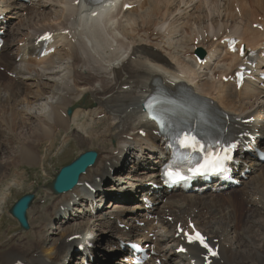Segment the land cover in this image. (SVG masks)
Here are the masks:
<instances>
[{
	"label": "bare ground",
	"instance_id": "6f19581e",
	"mask_svg": "<svg viewBox=\"0 0 264 264\" xmlns=\"http://www.w3.org/2000/svg\"><path fill=\"white\" fill-rule=\"evenodd\" d=\"M67 1L69 2L71 0H67ZM113 1H114L113 5L106 4L104 2L99 5H95V6L89 5L87 4V2H82L77 7L67 5L66 6L67 8L61 11V14L59 15V20H57V22H60L62 26H66L65 29L69 28L73 36H75L76 38V41L73 44L70 45L69 43L70 46H69L68 51H69L70 58L69 57L68 58L69 60L71 59V61L68 63V66H66L65 69L62 71L54 70L55 64L52 65L53 63L51 62L48 63L49 60H53V59L55 60V57L53 54L41 60L42 64L46 63V65L44 66L42 65L41 70H38L35 72L28 71L30 70L31 67L27 68L26 64H24V62L26 61L25 57H23L21 61L19 62L17 60V56L13 58L11 55V47L14 44L15 39L8 40V41L6 39V43L4 45V52L1 54V57H0V62H2L3 66H5L6 72L16 74L15 78H8L6 75V72L0 71V120H1L0 137L6 133V135H9L13 141H19L20 135H17L15 132L17 129L23 128V127L24 128L26 127V130L28 132L32 131L31 137H33L32 138L33 140L29 138L31 142L29 140L19 142L18 149L15 148L14 150V152L17 154L15 155L12 154V156H14V160H13L14 165L20 162H25L28 164H38V163L40 164V162L42 163L43 160L47 159L46 157L42 158L41 157L42 155H40L41 153L44 154L43 146L45 147L47 146V151L53 148V143L56 141L57 135L60 134V130L61 129L67 130L69 128V125L71 123L69 120H71V118H68L67 116L65 117L63 115V112L65 111L66 108L71 106L73 102L76 101L75 100L76 98H78L77 100L79 101V98L81 99L83 97L81 99V102H84L85 106L90 107V110L88 111L89 115L94 116V114L96 113H98L97 115L104 113L106 117H109V119L115 120L114 126L111 124L105 125L101 121L92 123V126L91 127L89 126L90 129L88 130V132L89 133L95 132V135L91 134L92 136L87 137L83 134H80L79 136L77 135L75 136L79 141L90 140L92 142H95L96 137L98 138L107 137L108 138V136H111L112 138H116L119 140L120 145L118 148H115L111 151L118 150L119 155H115L114 153L110 151H108L109 153L106 156H103L100 153L96 164L93 167H90L87 170V172L81 177L80 186H77L73 191L69 193L61 195V197L63 198V201L66 202L67 204H69L72 200L75 199L74 196L81 195L82 193L87 192L86 189L83 187L85 182H89L93 186V189L95 190V192L94 193L92 192V195H97L102 190L103 182L105 180L110 181L111 184L108 187H106V190H105L106 193H104V196L114 195L115 197L120 196V194L123 193L124 191L128 192L127 191L128 189H130V192L137 193L141 183L148 184L150 182H157L159 170L157 169L156 172H151V169H153L154 166H152L153 165V163L151 162L152 156L149 154L150 152H147L148 150L147 147H146V151H143L141 149V153L144 155L146 154V158L142 159L140 163L135 164L136 166L143 165L149 168L148 171L146 170L140 171L139 174H142L141 178L130 177L131 175L130 171L124 173L125 174L124 178H120V179H118L120 175L116 177V174H115L114 177L117 178V181L114 184L113 180H111V177L113 176L111 175L110 169L111 171L113 170L117 171L116 172L117 174H121V172H124L125 160H127V154H128L127 152L129 149H131V144H132V142L128 140L127 136L131 135L132 130H136V134H137L136 139L140 137L138 133L139 130L142 129L147 132L146 138L148 142L152 143V150H153L152 153L154 155H156L157 154L156 151L160 150L162 147L160 143L161 137L153 134V131L157 130L156 126L151 121L146 119L147 115L143 113L142 102H143V99L153 91L154 82L161 81L162 83H164V85L169 90H172V91L175 90L177 87H174L172 86L171 83L167 82L166 77L160 71L153 70L150 64L155 65L161 69H166V70L172 69L170 73L173 75L172 76L173 78H180V75L176 73H181L183 71H184L183 73L185 72L187 73L188 69L191 66V64H187V63L185 65L182 64L183 65L182 66L178 60L176 61L177 63H174L172 59L171 60H169L170 58L167 59V57H165L166 55H159L153 50H149L147 46L142 44V42H138L137 44L135 43L136 44L135 46L133 45L134 47L132 46L133 49L130 53V57L132 58L126 59L128 56L125 54L126 55V57L124 56V58L126 59L125 61L123 57L122 58L120 57L121 55L119 53L121 49L123 48V45L121 44L120 46L118 45L119 47L115 48L112 51V54H110V57L108 55L109 60L107 63L108 65H110L112 62H115L114 60L117 59L120 61V62H117L119 66H108L104 68V64L101 60L102 50L106 45L110 44L109 43L111 41L110 35L112 36V34L109 35L108 32L114 28V27L112 28V26L115 24V22H117L114 19V14L117 11H119L120 13H125L126 15H129L130 20L131 19L133 20L131 22L135 25L138 24L136 27L135 26L130 27L131 28L130 31H132L130 34L132 35L133 38H136V40L137 38H139V36L145 35L146 37L147 34L144 33L142 35V34L137 33L135 35L136 33L135 31L137 32L152 31L153 33H155L159 27L163 28L161 25H159V23H162L163 21H165L164 19L167 14L174 15L175 13L178 12L177 10L176 11L173 10L172 6H170L173 0H146L145 2H143V5H142L143 7H141V5L139 4V7H141V10H142L140 11V14L142 12V15L143 14L145 15V17L140 15V17H142L141 18L142 21L140 20L141 21L140 22L137 18H134L132 16L135 12V8L127 12H124L123 10V5L125 4V2L131 3L135 1L133 0H113ZM232 1L233 0H222V1L203 0V1H200L201 2L200 4L195 5L194 1L180 0L181 4L182 2L189 4V5L190 3L191 5L193 4L194 7L197 8L196 9L197 11H199L202 7H206L207 9H210L211 13L208 14L210 16H212V14L214 13L213 10L219 11L224 8L225 11L228 10L226 14L229 13L227 14L229 15L227 20H231V21H227V23L229 22L234 23L236 21L235 24H237L238 22L235 19L234 7L232 4ZM234 2H235V6L240 5L241 11L243 13H244V10L245 11L247 9L250 10L249 15L251 14L250 17L252 18H257L258 15L260 16L264 15V0H250V1L249 0H234ZM181 4L179 6H181ZM87 8L90 10L89 11L90 13L83 14V10H86ZM177 8H178V5L176 9ZM95 10L97 11V15L93 16L92 12ZM179 10L181 11V9ZM246 12L248 13V11ZM246 12L244 13L245 17L249 16ZM158 14H159L158 18H161V17L163 18L159 20L157 19L155 22L153 21L154 22L153 24H150L152 23V21H149V19L151 18L153 19ZM190 16L192 15L190 14ZM10 18H12V16ZM45 18H47V16L43 17V19ZM218 21L219 20L217 19H214V18L212 19L213 25H218L220 27V31L215 33L214 36H217L222 32L221 31L222 25H220V22H226V21L221 20L218 23ZM243 24L245 25L244 26L245 29L244 31H242L244 35L243 36L244 41L247 40L250 45L260 44V42L264 38V34L259 30L253 29L250 24L248 25V23H243ZM201 25L199 24L198 26H201ZM45 26L41 28H35L36 27L35 26L34 27L35 29H32V30H35V33H33L34 35L31 33L33 35L31 37L32 42L34 38H36V35H37L36 33L39 34L45 31L44 29ZM50 26L51 25L49 24V27ZM185 26L186 25L184 24V28L187 27ZM202 26L201 28H203ZM227 27L231 28L232 26H227ZM126 29H127V26L125 27V30ZM212 30H214V27L212 28ZM17 32H18V29H17ZM10 33L13 35L12 31H10ZM127 33H124V34H127ZM29 34L30 33L28 34L24 33L23 38H20L21 36L19 35H22V34H20V32L18 33V36L20 38V39L18 38V40L20 42L23 41L25 45L22 48L19 47L17 55L19 54L26 55L28 47L31 46L30 44H27L29 41L27 42V40H25V36ZM121 34L123 33L121 32ZM157 34H160V35L158 37H155L150 34V37L148 38V40L149 39L158 40V38L164 37L165 35V34L162 35L160 30H158ZM192 34L194 35V32ZM229 34L238 35L237 32L235 31L230 32ZM183 36L184 38L181 39V44L184 46L182 45H179V46H181V48L183 47L184 49H186L187 47L185 46L186 44H188L186 43L188 41L187 38H190L192 36L191 34L190 36H187V35H183ZM197 36L198 35H195L194 37H197ZM55 37H56V43L54 44L55 46H58L59 42L63 41L66 38L64 34H57ZM194 37H193V40H194ZM113 39L115 38L113 37ZM64 42L66 43V41ZM115 42L117 41L114 40L113 43ZM122 43L124 44L125 42H122ZM111 45H113L112 42L110 46ZM176 47H174V49ZM192 52L193 50L191 51V53ZM133 56H135V58L139 59L140 61H138V63H134L135 59H133ZM223 61H224V65H222V67H225V68L228 67L227 69H229L233 67L234 63L238 61V58L234 55L226 54L223 57ZM84 68L88 70L91 69V70L89 72L87 71L88 73L85 74L83 71ZM196 68L197 67H195V69ZM108 70L111 71L110 72L111 75L110 74L108 75L110 76L114 75V77H112L114 79L111 81L107 80L106 79L107 77H105V75H107L108 73L107 72ZM64 71H66L65 74H62ZM192 72H193V76H195L194 71H191V73ZM44 76H46V79L48 82L42 81V83L37 84L38 90L36 88L35 90L37 91L36 92L33 91L32 87L34 85L31 84V82L28 83L29 80L32 81V79H36V78L40 79ZM193 79H197L196 76L195 78L193 77ZM188 80L190 82L192 81L189 78ZM208 83H203L202 85H200V88L199 87L198 88L200 89V91H202L205 94L213 95L214 93L211 92V88L214 85L208 84ZM97 84L98 86L100 84V86L97 87L96 86ZM125 85H128L130 89L124 90L123 88ZM243 91H244L243 96L247 100L249 99L248 101H250L251 99L257 100L258 98L261 97L259 96L260 92H258V89L253 88L249 85H246L243 88ZM46 94L48 95L47 98L45 97ZM217 94L218 95L216 96L219 97L223 105H225L230 110L237 111L236 108L238 107V105L241 104V102H239L236 98L237 93H236L235 88H234L233 94L230 90H227L224 88H221ZM45 99H46L45 106L43 105V107H45V112L42 117L41 116L39 117L40 119L39 123L32 122L30 124L29 123L27 124V120H30L31 114L30 115L27 114L28 116L26 117L24 116L23 109L25 108V106H28L32 103L35 104V102H37L40 105L41 100H45ZM95 103H97L98 105L97 108H94ZM21 106L22 108H19ZM241 109L243 110L242 107ZM19 110H21V112H19ZM260 112H261V106H258L256 109H254L249 114H247L245 118H249L251 116L256 117L257 120L253 123L252 127L253 129H261L264 134V116L261 118H258ZM78 113H79L78 111L75 112L74 118L78 115ZM92 120L93 119H91L90 122H92ZM8 127L10 131H13V135L9 131H7ZM113 127L115 130H117L116 135L112 134L111 132V130H113L112 129ZM102 128H104L105 130L100 131V129ZM23 132L26 133L25 130H23ZM64 138L67 139L68 136H64ZM45 142L46 143L50 142V143L45 144ZM73 142H72V145H73ZM100 145H102V143ZM105 146L106 148L110 147L108 143H106ZM157 158L155 157V160ZM157 160H159L160 162L159 158ZM43 164L46 165L45 161ZM263 168H264V165L257 164V170L254 172L257 175L256 181L254 182L246 181L245 187L241 189L240 191H238L237 193H231L229 195H226L223 199L219 198L217 201L215 200L214 197H206L207 196L206 195L203 198V206L198 214H195V211L191 210L188 207L184 199L174 200V198H172L165 205L161 206V210L162 212H164L165 208L170 209L172 211L173 216L178 221H187L186 216L194 215L196 221L203 228V230L208 234V236L212 240L218 239V243L220 244L221 257L219 259L214 260L212 264H264V198L262 200L261 198H252L251 195L247 198H242L246 194V192L249 191V189H252V188L260 189L261 185L263 186L262 191H264V169ZM0 174H2L1 171H0ZM98 179H100L101 181L98 182ZM258 180L262 181L261 185H259ZM125 182H128L131 185H135L136 186L135 190L133 191L132 187L129 188L125 186ZM150 186H151V183L149 187H147L144 193L148 191H152V188ZM92 195H89L90 198L86 199L88 206H91L94 203L93 198H91ZM183 197L188 198L186 195H183ZM120 198L122 200H130V199L135 200V197L131 198L130 195L127 197L121 196ZM116 199L118 200V198ZM244 202L246 205H245V209L242 210L241 206L242 204H244ZM223 204L234 205L235 211L232 214H228L225 216L219 215L217 211L222 207ZM116 205H118V203H116ZM112 206H114V204H112ZM142 206L143 205L141 204H136V205H132L129 207H123L124 209L119 207L117 209H120V210L116 211L115 213H110L111 216H106L104 214L100 215L96 219L98 221V224L101 226L100 231H97L94 229L95 222H93V219L87 218V221H82L79 218V219H75L76 221L74 223L67 225L66 227L62 226L61 230L58 231L56 233V236L54 237L52 236L50 237L47 233L44 232L45 230H43L42 228L41 230L43 231H40V232L37 231L33 233L27 232V234L24 233L26 240L28 239L27 242L24 241L25 243H23L19 239H18L19 241L17 242L14 240L15 239L14 238L13 240L15 241V243H13L12 245L5 246L6 244L4 242H2L4 244H0V264H78L77 262L72 263V259H69V257L73 255V250L75 246H77V244H83V243L87 244L89 241H92L94 243L97 242V248L105 251L106 249L105 247L100 245V241L107 242L109 240L116 239L118 237L123 236L122 233H118L117 220L125 221L129 217H132V218L136 217L133 214V210H136L139 212L142 210ZM92 209H94V207H92ZM92 209L87 207L86 210H83V211L80 210L79 212L84 214L88 211V213H91ZM205 209L208 210L207 213H204ZM112 215H114L113 217L114 220L111 219ZM141 216H144V214H141ZM44 217H47V216H44ZM54 217H55V214H52L51 219H53ZM71 218L72 216L70 215V219ZM47 219L49 220V218ZM113 221L116 222V226L114 225ZM160 221L162 224L165 223L164 222L165 218L160 217ZM238 221L240 222L239 228L236 227V224L238 223ZM45 222L47 223V221ZM165 228L167 229L168 243L169 244L176 243V245L172 248H170L171 245L170 246L168 245L167 247H165V250L168 251L171 254V256H173L174 258L179 259L175 264H189V262L185 259L183 255H175L174 253L175 249L179 246V243H180V240L175 239L174 237L175 230L171 231L170 223H167ZM137 231L138 230H136V233ZM74 235H79L81 237L78 239H75V238L71 239V237ZM25 237L23 236L24 239ZM162 240L164 241L163 238ZM191 248H192L191 252L194 254L195 258H199V255L200 253H202V251L194 247H191ZM98 257H100L99 254H98ZM118 260H121V259H118ZM97 263L104 264V262L102 261H98ZM199 264H203L202 261H200Z\"/></svg>",
	"mask_w": 264,
	"mask_h": 264
},
{
	"label": "rangeland",
	"instance_id": "374dc122",
	"mask_svg": "<svg viewBox=\"0 0 264 264\" xmlns=\"http://www.w3.org/2000/svg\"><path fill=\"white\" fill-rule=\"evenodd\" d=\"M175 1V2H174ZM250 1V0H249ZM72 0L71 1H67V0H35V3L33 4V5H31V6H29V7H25L24 8V10H22V12H21V14H23V20L20 22H18V21H16V20H14L13 21V24H12V29H13V31H15L14 33L16 34V33H18L19 31H20V34H22V35H19V36H21L20 38H23V35H24V33H26V34H28V33H30V35H31V33L33 34L34 32H32V31H34V30H32V29H35V28H41V27H44L45 25V28L44 29H46V28H52V27H55V26H57L58 25V23L59 22H57V20H59V15L61 14V11L63 10V9H65V8H67L66 6L67 5H69V6H74V7H77V6H75V5H72ZM237 2V1H236ZM176 4V6H175V4ZM239 3V2H238ZM172 4V5H171ZM170 4V6H172V9L173 10H177L178 12L177 13H172V14H174V15H171V14H167L166 16H165V21H163L162 23H159V25H161L163 28H158L157 29V31L156 32H158V30H160V32L162 33V35H164V37H161V38H158V40H148V38L150 37L149 36V34H148V32L152 35V36H154V34H153V32L152 31H147V32H144V31H140V32H137V31H135L136 33H135V35L137 34V33H139V34H147L146 35V37H147V39H146V37H145V35H143V36H139V38H137V40H136V38H133L132 37V35L130 34L132 31H130L131 30V28L130 27H136L137 25H135V24H133L131 21H133L132 19L130 20V16L129 15H126V14H119L120 12L119 11H117L118 12V14H117V12L115 13V14H117V15H115L114 14V19L117 21V22H115V24L112 26V28L113 29H111L109 32H108V30H107V32H108V34L110 35V34H112V36L110 35V37H111V41L109 42L110 44H111V42H112V44H113V41L114 40H116V41H119V42H125L124 44V46H125V48H124V50H122L121 52H119L120 53V57L122 58H124V56L126 57V55L128 56L126 59H128V58H132V57H130V52H131V49H132V46L134 45H136L138 42H142V44L143 45H145V46H147V48L148 49H151L152 50V48L154 49L155 47H157V46H159L157 49H159L160 51H161V53L163 54V55H166L165 57H167V59L168 58H170L169 60H173V62L174 63H177L176 61L178 60L179 61V63L182 65H185L186 63L187 64H190L191 62H189V61H191V59H192V57H190V56H187V54L185 53V55H184V53H183V50L184 49H182L181 48V46H179V45H182L181 44V39H183L184 38V36L183 35H187V36H190L189 34H190V32H191V34H192V32H194V33H196L195 31L197 30L196 28L198 27V25L199 24H202V25H204V26H202L203 28H208L210 25H211V27L213 28L214 27V30H212V28H210V30L212 31V33H217L218 31H220V27L218 26V25H213V23H212V19L214 18V19H217V20H219V21H221V20H223V21H226V22H223V25H222V27H227V26H230V22L229 23H227V21H231V20H225V19H228V17H229V15H227V14H229V13H227L226 14V12L228 11H225L224 10V8L223 9H221V10H213V14H212V16H210V15H208L209 13H211L210 12V9H207L206 7H202L199 11H200V13H199V11H197L196 9L197 8H195L194 7V5L192 6L191 5V3H190V5L189 4H186V3H183L182 2V4H181V2H180V0H173L172 1V3ZM181 4V6H179ZM232 4H233V7H234V15H235V19L237 20V22H241L240 23V26L238 27V29L239 28H241V30L242 31H244V29H245V25L243 24V23H248V25L249 24H251L252 22H254V21H256V19L254 18H251L250 17V15H249V11L250 10H246V11H248V13L244 10V13L246 12L249 16H244V13H243V16H239V15H237L236 13H235V9H236V7L237 6H235V2H234V0L232 1ZM250 4V3H249ZM174 5V6H173ZM177 5H178V8L176 9V7H177ZM200 6V5H199ZM239 7H240V5H239ZM141 9V8H140ZM179 9H181V11L179 10ZM190 9V10H189ZM241 9V8H240ZM196 10V11H195ZM203 10H205V11H203ZM237 10V9H236ZM164 12V11H163ZM162 12V13H163ZM180 12H182V13H180ZM203 14H202V13ZM180 13V14H179ZM178 14V15H177ZM190 14L192 15V16H190ZM34 15V16H33ZM40 15V16H39ZM140 15H142V12H141V14H140V12L139 13H134L132 16L134 17V18H137L139 21L141 20L142 21V17H140ZM162 15V14H161ZM171 17H169V16ZM44 16H47V18H45V19H43V17ZM142 16H144L145 17V15L143 14ZM158 16H159V14L156 16V17H154L153 19L151 18V19H149V21H152V23H150V24H153L157 19L159 20V19H162L163 17H161V18H158ZM176 16V17H175ZM247 17H248V19H247ZM40 18V19H39ZM42 18V19H41ZM178 18H180V19H178ZM184 18V19H183ZM191 18V19H190ZM246 20H245V19ZM187 19V20H186ZM210 19H211V21H210ZM221 19V20H220ZM130 20V21H129ZM180 20H181V22H180ZM140 21V22H141ZM154 21V22H153ZM185 21V22H184ZM187 21V22H186ZM189 21V22H188ZM198 21V22H197ZM202 21V22H201ZM219 21H218V23H219ZM243 21V22H242ZM16 22V23H15ZM23 22V23H22ZM132 25H131V24ZM193 23V24H192ZM196 23V24H195ZM236 23V21L233 23L234 25H236L235 24ZM18 24V25H17ZM48 24V25H47ZM49 24L51 25L50 27H49ZM118 24V25H117ZM124 24V25H123ZM129 24H130V26H129ZM184 24L188 27H186V28H184ZM232 24V28H233V25ZM52 25H54V26H52ZM189 25H191V26H189ZM193 25V26H192ZM36 26V27H35ZM38 26V27H37ZM120 26H122V27H120ZM127 26V29L125 30V27ZM183 26V27H182ZM35 27V28H34ZM119 27V28H118ZM222 27H221V31H222ZM247 27V26H246ZM230 28V27H229ZM17 29H18V32H17ZM119 31H118V30ZM122 31H121V30ZM161 29H162V31H161ZM194 29V30H193ZM217 29V30H216ZM123 30H125V31H123ZM167 30H168V32H167ZM30 31V32H29ZM115 31V32H114ZM175 31H177V32H175ZM112 32V33H111ZM121 32L124 34V33H127V34H121ZM155 32V33H156ZM171 32V33H170ZM174 32V33H173ZM170 33V34H169ZM174 35H173V34ZM130 35V36H129ZM160 35V34H159ZM158 35V36H159ZM10 36H12V34L10 33ZM19 36L18 35H16V40H18V38H19ZM126 36V37H125ZM131 37V38H129V37ZM113 37L115 38V39H113ZM118 37V38H117ZM156 37V36H155ZM166 37V38H165ZM19 38V39H20ZM120 38V39H119ZM193 37H190V38H187V42L186 43H188V44H186V47H191V43H192V39ZM186 39V38H185ZM185 39H184V41H185ZM9 40V39H8ZM136 40V41H135ZM65 41V40H64ZM64 41H62V43H61V46L59 47V49H58V52H56L55 53V55L57 56H55V60L53 59V60H51L50 62L51 63H53L52 65H54L55 64V69L54 70H57V71H62V70H64L65 69V67L66 66H68V63L71 61V59L69 60V58H70V55H69V46L71 45H69V43H65ZM128 41V42H127ZM134 41V42H133ZM178 41V42H177ZM180 42V43H179ZM127 43V44H126ZM136 43V44H135ZM172 43V44H171ZM179 43V44H178ZM63 44V45H62ZM110 44H108V45H106L104 48H103V50H102V55L104 56V58L105 59H108V53L110 52ZM170 44V45H169ZM169 45V46H168ZM177 47H176V46ZM209 45V44H208ZM208 45H206L205 46V44L203 45V47H205V48H207L208 49ZM215 45V44H214ZM113 46V45H112ZM119 46H120V44H119ZM155 46V47H154ZM108 47V48H107ZM174 47H176L175 49H174ZM127 48V49H126ZM129 48V49H128ZM162 48V49H161ZM179 48H180V50H179ZM12 50H14V49H12ZM130 50V51H129ZM175 50V51H174ZM177 50V51H176ZM104 51V52H103ZM116 51V50H115ZM128 51V52H127ZM185 51V50H184ZM156 52V51H155ZM103 53H105V54H103ZM110 54H112V52L110 53ZM123 54V55H122ZM126 54V55H125ZM99 55V54H98ZM106 55V56H105ZM110 56V55H109ZM69 57V58H68ZM107 57V58H106ZM68 58V59H67ZM179 58V59H178ZM125 58H124V61L126 60ZM134 59V58H133ZM184 59H185V61H184ZM181 60V61H180ZM53 61V62H52ZM119 61V60H118ZM138 61H140L139 59H137V58H135V60H134V63H138ZM49 62V63H50ZM120 62V61H119ZM183 62V63H182ZM41 62H39V64H40ZM66 63V64H65ZM112 63H115V62H112ZM39 64H35V63H33V62H30V63H28V64H26V66H27V68H29V67H31V68H33V69H31L30 68V70L29 71H32V72H35V71H38V70H41L42 69V65H39ZM64 64V65H63ZM46 65V64H45ZM182 65V66H183ZM34 66V67H33ZM44 66V65H43ZM154 68V67H153ZM192 70H191V69ZM189 68V72H190V75H192L193 76V72L191 73V71H194V75L196 76V78L197 79H195V80H197V82L198 81H207V82H209V81H211V79H212V74H213V69L215 68V63H213V64H211L210 65V67L209 68H206L205 67V69H203L202 70V68H200V67H197L196 69H195V67L194 66H192V67H190ZM155 69V68H154ZM91 70V69H90ZM90 70H88V69H86V68H84L83 69V71H84V73L85 74H87ZM88 71V72H87ZM65 72L66 71H64L62 74H65ZM108 74H110L111 75V73H107V75H105V77H107L106 79L107 80H113L114 78H112V77H114V75L113 76H110V75H108ZM197 74V75H196ZM191 76V77H192ZM195 76H193L194 78H195ZM199 78H198V77ZM193 77H192V79H193ZM108 78H110V79H108ZM42 81H47V79H46V76H44V77H42V78H36V79H32V81L31 80H29V82L28 83H30L31 82V84H33L34 86L32 87V89H33V91H37L38 90V86H37V84H39V83H42ZM35 82V83H34ZM48 82V81H47ZM210 84H212V85H214L213 86V88H215V84L214 83H212V82H209ZM97 87H99L100 86V84H99V86H98V84L96 85ZM37 88V90H35ZM262 95V93H260V95L259 96H261ZM45 97L47 98L48 97V95L46 94L45 95ZM236 97H237V100L239 101V102H241V104L240 105H238V107H237V109H241V107L243 108V106L244 107H246V105H248V106H251V103H248L249 101L246 99V98H244L245 99V101H244V99H242V95H239V96H237L236 95ZM244 97V96H243ZM76 98V97H75ZM83 98V97H82ZM81 98V99H82ZM78 98H76L75 100L77 101H75V102H73V106L75 105V107H78L77 105H79V108H77L75 111H74V114H73V116H72V118H71V120H69L71 123H70V125H69V128L66 130V129H62L61 131H60V134L59 135H57V138H56V143L54 142L53 143V148H51L50 150H48L47 151V146L45 147V146H43V152H44V154L42 153L41 155V157L42 158H44V157H46L47 159L46 160H43V162L41 163L40 162V164L38 163V164H28V163H25V162H20V163H18V164H15L14 165V163H13V160H14V156H12V154L13 155H15V154H17V153H15L14 152V150H15V148H17L18 149V145H19V142L20 141H25V140H29L30 142H31V140H33L32 138L33 137H31L32 136V131H30V132H28L27 130H26V127L24 128H19V129H17L16 130V134L17 135H20V138H19V141H13L11 138H10V136L9 135H6V133L5 134H3V136H1L0 137V142H1V144H0V171H1V173L2 174H0V244H6L5 246H9V245H12L13 243H15V241H19V240H21L23 243H25V242H27V240H26V237H25V234L24 233H26L27 234V232L28 233H30V232H37V231H43V230H45L44 232L45 233H47L50 237L52 236V237H54V236H56V233L58 232V231H60L61 230V228H62V226L63 227H66L67 225H70V224H72V223H74L76 220V218L75 219H71L70 221H68L67 223L66 222H64V223H62L61 224V221H63V220H67V219H65V217L67 216V214L66 213H62V212H59L58 213V216L56 217V219H55V217L53 218V219H51V217H52V214H53V212H55L56 210H57V206L60 204V202H62V199L63 198H61V197H55L54 195H53V193L51 192V190L49 189V186H48V184H49V182L50 181H52L53 180V178H54V176H55V174L58 172V170L62 167V166H64V165H66V164H68V163H70L72 160H74L78 155H80L81 153H83V152H85V151H88V150H95V151H99V153H103V154H105V156L109 153L108 151H110L111 152V150H113V149H115V148H118L119 147V145H120V143H119V140L118 139H116V138H112L111 136H108V138L107 137H103V138H98V137H96V140H95V142H92V141H90V140H88V141H79L75 136L77 135V136H79L80 134H83V135H85V136H92V135H95V132H92V133H89L88 132V130L90 129V127L92 126V123H95V122H97V121H101V122H103V124H105V125H115L114 123V121L115 120H113V119H109V117H103V115H104V113H102V114H99V115H97V114H94V116L93 115H89V113H88V111L90 110V107L89 106H85L84 105V102H81V99L79 98V101L77 100ZM263 100L260 102V103H263V101H264V97L262 98ZM245 103V105H244V103ZM45 102H46V99L45 100H41V104L39 105L37 102H35V104L34 103H32V104H30V105H28V106H25V108L23 109V113H24V116L26 117V116H28L27 114H31V117H30V120H27V124L29 123H32V122H34V123H39V121H40V119H39V117L41 116H43L44 115V112H45V107H43V105L45 106ZM37 103V104H36ZM247 103V104H246ZM95 107L96 106H98L97 105V103H95V105H94ZM255 106V105H254ZM89 109H88V108ZM19 108H22V106L21 107H19ZM248 108H250V107H247V110H248ZM76 111H78L79 113H78V115L74 118V115H75V112ZM81 111V112H80ZM130 111V110H129ZM263 111H264V107H263ZM19 112H21V110H19ZM88 113V114H87ZM90 114H92V113H90ZM89 116V117H88ZM92 117V118H91ZM95 117V118H94ZM6 118V117H5ZM85 118H87V119H85ZM108 118V119H107ZM85 119V120H84ZM91 119H93L92 120V122H90L91 121ZM82 120H83V122H82ZM90 122V123H89ZM112 122V123H111ZM0 123H1V120H0ZM86 123V124H85ZM91 124V125H90ZM90 126V127H89ZM10 127V126H9ZM9 127H8V130L7 131H9L12 135H13V131H10V129H9ZM86 127V128H85ZM88 127V128H87ZM113 130H111V132H112V134H117V130H115L114 129V127L112 128ZM23 130H25L26 131V133L25 132H23ZM105 129L104 128H102V129H100V131H104ZM93 131V130H92ZM72 134L73 136V138H71L70 140L68 139L67 141H64V139L62 138V137H64V135H66L67 134V136H69V134ZM85 134H84V133ZM92 134V135H91ZM133 134V135H132ZM24 136V137H23ZM62 136V137H61ZM127 137H129V139L128 140H132V139H134L135 140V143L131 146V149L127 152L128 154H127V156H128V158H127V169H125L124 170V172H121V174H117L116 173V177L118 176V175H120V177L118 178V179H120V178H124V176H125V174L124 173H126L127 171H130L131 172V175H130V177H137V178H141L142 177V174H139L140 173V171L142 170V169H139V168H141V167H143V171H148V169L149 168H147V167H145V166H143V165H141V166H136L135 164H138V163H140L141 162V159H137V158H140L142 155L141 154H137V150H138V146H139V144L140 143H142L143 141H139V142H136V130H132V132H131V135H129V136H127ZM31 140H30V139ZM62 139V140H61ZM112 139V140H111ZM105 140H107V141H105ZM28 141V142H29ZM74 141V142H73ZM99 141V142H98ZM72 142H73V145H72ZM102 143V145H100L101 143ZM108 143L109 144V146L110 147H108V148H106V146H105V144L106 143ZM48 143H50V142H45V144H48ZM98 143V144H97ZM111 143V144H110ZM147 143L148 142H145V144L143 145L144 147H147L148 145H147ZM44 144V145H45ZM79 144V145H78ZM113 144V145H112ZM135 144H137V146H135ZM3 145V146H2ZM5 145V146H4ZM56 145V146H55ZM117 145V146H116ZM70 146V147H69ZM114 148H113V147ZM9 147V148H8ZM102 147V148H101ZM56 148V149H55ZM69 148V149H68ZM111 148V149H110ZM9 149V150H8ZM54 149V150H53ZM75 149V150H74ZM100 149V150H99ZM102 149H104V150H102ZM148 149V148H147ZM2 150V151H1ZM101 151V152H100ZM10 152V153H9ZM105 152V153H104ZM118 151H116L115 152V150H114V153H117ZM149 152V151H148ZM47 153V154H46ZM151 153V152H150ZM67 154H68V156H67ZM47 155V156H46ZM63 155V156H62ZM65 155V156H64ZM117 155H119V153L117 154ZM56 156V157H55ZM62 156V157H61ZM135 156V157H134ZM153 157V156H152ZM151 157V158H152ZM55 158V159H54ZM157 158V157H156ZM52 159V160H51ZM138 161H137V160ZM158 159V158H157ZM155 160V157L154 158H152V160H155L157 163H158V161L159 160ZM49 160V161H48ZM55 162H54V161ZM132 160H134L133 161V163L131 162ZM8 163H7V162ZM44 161H45V163H46V165H44L43 163H44ZM151 162H153V161H151ZM2 163H3V165H2ZM7 163V164H6ZM4 164H5V166H4ZM154 165H155V163H153ZM2 165V166H1ZM33 165V166H32ZM45 166V168H44V166ZM6 168H4V167ZM39 166V167H38ZM134 168H136V170L137 171H134ZM3 169H5V170H3ZM40 169V170H39ZM127 170V171H126ZM156 170H157V167H154L153 169H151V172H156ZM3 171V172H2ZM115 171V170H114ZM110 172H111V174H112V171H111V169H110ZM19 175V176H18ZM114 177V176H113ZM111 177V180H113V181H117V178L116 177ZM101 180L100 179H98V182H100ZM135 181H137V180H135ZM2 182V183H1ZM118 182H119V180H118ZM144 182V181H143ZM108 184H111V182H108ZM108 184H106V186L108 185ZM143 184L144 183H141V185H140V187L141 188H143L142 186H143ZM4 185V186H3ZM6 185V186H5ZM9 186V187H8ZM125 186H127V187H132V190L134 191L135 190V188H136V186L135 185H131L130 183H128V182H125ZM139 187V192H138V195H137V202H139L140 201V195H141V192L143 191V190H140L141 188ZM7 188V189H6ZM2 192V193H1ZM29 192H34V193H36V197H37V201L35 202V204L33 205V209H31L30 210V212H29V221H30V226H31V228H30V230H28V231H23L22 229H21V227H20V225H19V223L17 222V220L16 219H14L12 216H11V214H10V209H11V207H12V205L21 197V196H23L24 194H26V193H29ZM130 193V192H129ZM5 194V195H4ZM99 194V193H98ZM97 194V195H98ZM127 196V195H126ZM115 198H118V200H115ZM119 198H120V196H117V197H115L114 196V198H105V199H107V201H109L108 203H107V205H109V206H111V208L110 207H107L106 206V208H104L103 209V211L102 212H104V213H106L107 212V214H109L110 212H112V210H114L115 209V211L116 210H118L117 209V207H115V206H117L116 204H114V202H116V203H119L120 204V207L121 206H123V205H126L125 204V202L126 201H129V204L130 203H132V202H134L135 200H126L125 202L124 201H122V200H119ZM131 198H133V197H131ZM121 199V198H120ZM44 200H46V202L45 203H42L41 201H44ZM110 201H112V203L115 205V206H113L112 207V205H111V202ZM122 201V202H121ZM137 202H135V203H137ZM50 206V207H49ZM49 207V208H48ZM46 208V209H45ZM51 208V209H50ZM121 208H123V207H121ZM81 209V208H80ZM48 210V211H47ZM52 212V213H51ZM114 212V211H113ZM77 214H79L78 212H74V217L77 215ZM86 214V213H85ZM88 215V214H87ZM44 216H47V217H44ZM89 216V215H88ZM40 218H41V220H40ZM44 218H45V220H44ZM47 218H49V220L47 219ZM55 219V220H54ZM70 219V218H69ZM89 219V218H88ZM80 220H82V221H87V218L86 217H84V218H80ZM42 221V222H41ZM44 221V222H43ZM45 221H47V223L45 222ZM41 222V223H40ZM93 222H95V225H94V229L95 230H97V231H100V229H101V226L98 224V222H97V220H93ZM44 223V224H43ZM40 224V225H39ZM43 225V226H42ZM99 225V226H98ZM39 228H38V227ZM115 226H116V224H115ZM41 228L43 229V230H41ZM45 228V229H44ZM14 234V235H13ZM17 234V235H16ZM25 237V239L23 238V236ZM10 236V237H9ZM13 236V237H12ZM11 238V239H10ZM17 239V240H15V239ZM6 239V240H5ZM15 241H14V240ZM19 239V240H18ZM11 242H10V241ZM25 241V242H24ZM2 242H4V243H2ZM76 247V246H75ZM77 261H78V259H77ZM78 264H79V262H77Z\"/></svg>",
	"mask_w": 264,
	"mask_h": 264
},
{
	"label": "water",
	"instance_id": "95a60500",
	"mask_svg": "<svg viewBox=\"0 0 264 264\" xmlns=\"http://www.w3.org/2000/svg\"><path fill=\"white\" fill-rule=\"evenodd\" d=\"M97 158L96 151H88L82 154L77 160L71 164L64 166L59 174L57 175L55 181L51 185L56 193H61L63 191L73 188L80 177V174L87 169L88 166L93 164ZM34 199V194H27L23 196L11 209L12 214L19 218L22 226L25 229L30 227L26 211L31 202Z\"/></svg>",
	"mask_w": 264,
	"mask_h": 264
}]
</instances>
